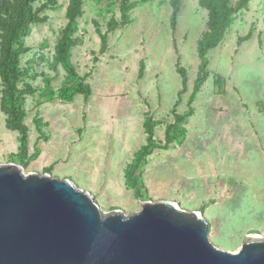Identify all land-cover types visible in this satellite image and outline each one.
Returning <instances> with one entry per match:
<instances>
[{"label": "rangeland", "instance_id": "rangeland-1", "mask_svg": "<svg viewBox=\"0 0 264 264\" xmlns=\"http://www.w3.org/2000/svg\"><path fill=\"white\" fill-rule=\"evenodd\" d=\"M68 1L58 0V8L46 10L49 19L34 25L26 38L30 51L22 66L29 65L31 75L39 74L25 79L39 89L27 96L25 104L30 154L45 142L34 123L37 112L43 119L65 120L68 130L60 129L62 134L54 136L73 148L71 155L87 167H75L70 179L90 191L104 211L137 212L145 200L175 202L201 212L210 223L212 243L234 253L250 232L264 235V0H251L248 10L236 15L223 42L209 52L211 73L193 104L186 140L172 147L175 150L157 149L149 157L142 170L146 185L142 199L127 187L125 168L146 141L145 112L162 122L156 137L165 138L166 124L173 121L170 110L182 87L178 58L189 73L178 111L188 110L200 62L198 40L207 29L208 11L199 0H183L173 31L170 0H146L134 9L130 25L110 33L109 49L102 54L95 21L106 31L112 16L120 18L119 4L107 11L109 1L85 0L78 32L83 42L71 53L80 75H89L92 95L38 105L43 75L53 79L56 89L67 76L56 55ZM141 60L146 65L143 78L138 76ZM1 90L0 85V163L7 164L14 162L19 142L18 132L6 126ZM43 130L50 135L48 126ZM23 172L44 174L45 169L37 157Z\"/></svg>", "mask_w": 264, "mask_h": 264}, {"label": "water", "instance_id": "water-1", "mask_svg": "<svg viewBox=\"0 0 264 264\" xmlns=\"http://www.w3.org/2000/svg\"><path fill=\"white\" fill-rule=\"evenodd\" d=\"M23 169L0 163V264H264L261 233L230 252L201 212L164 200L106 212L70 178Z\"/></svg>", "mask_w": 264, "mask_h": 264}, {"label": "trees", "instance_id": "trees-1", "mask_svg": "<svg viewBox=\"0 0 264 264\" xmlns=\"http://www.w3.org/2000/svg\"><path fill=\"white\" fill-rule=\"evenodd\" d=\"M40 0H0V85L2 86L1 110L6 115V126L8 129L18 132V152L13 154L14 162H19L27 168L30 162L40 154V148L29 152L30 128L26 124L27 110L25 108L27 96L35 95L37 89L32 83L27 82V77L36 79L39 74H30V67L22 66V58L30 48L26 44V38L30 35L34 25L46 22L49 17L44 14L48 9L59 7L58 0H41L38 7L35 3ZM102 2L103 0H97ZM109 11L117 2L119 4L120 18L112 16L107 21L106 31L98 21H95L96 32L101 39L100 52L103 54L109 49L110 33L130 25L134 19L132 13L135 8L142 5L146 0H107ZM251 0H199L202 8L208 11L207 29L198 40L197 53L199 66L195 79L193 91L188 97V110L184 113L178 112V106L183 94L188 90L189 73L184 67L180 58L177 62V71L181 75L182 87L178 91V98L175 101L170 113L173 121L166 124L165 138L160 141L156 137V127L162 122L154 117L151 111L144 114V132L146 134L145 143L134 152L132 160L125 168V180L128 188L132 189L136 198H144L146 185L143 179L142 170L149 157L156 149H169L175 145H181L187 137L188 128L186 124L195 113L193 103L201 92L204 83L210 76L209 52L217 48L225 39V36L233 25L236 15L243 9L248 10ZM85 0H69L66 9L67 23L61 30V37L58 42L59 51L56 61L65 69L67 76L63 85L56 89L52 85V78L44 76L45 86L40 91L41 99L38 105L45 100L51 101L58 98L65 102H73L77 95H83L88 99L93 92L92 85L87 82L89 75L82 76L77 70L72 60V50L83 42V38L78 34L79 19L85 14ZM172 13L170 16L171 28L176 31L179 23V14L182 10L183 0H170ZM250 34L240 39L247 40ZM145 61L141 60L138 76L145 75ZM40 139L48 140V136L43 130L48 123L44 121L39 112L34 118ZM52 166L45 169L44 173H51ZM257 233V232H250Z\"/></svg>", "mask_w": 264, "mask_h": 264}, {"label": "crops", "instance_id": "crops-1", "mask_svg": "<svg viewBox=\"0 0 264 264\" xmlns=\"http://www.w3.org/2000/svg\"><path fill=\"white\" fill-rule=\"evenodd\" d=\"M44 121L48 123V128L51 130L50 135H48V140H45V142L40 147L41 151H40V154L38 156V159L42 163L44 169H46L49 166H52V171L54 172L55 175L61 176L63 178H65V177L70 178V176L72 177V175H70L72 173L71 171H73L75 169V167L83 166V168H87L85 161L77 160V158L75 156L71 155V150H73V148L68 147V145H66V143L64 141H62V139H59L57 137L55 138V136H54L56 134H60V135L62 134L59 131L60 129H62V132H63V130L65 131V129L68 130L67 126L69 124L65 120L55 122V121H52V120L46 118V119H44ZM170 148H172V147H170ZM165 150H167V149H165ZM172 150H175V149L172 148ZM180 151H182V150H180ZM180 151H178V152H180ZM180 153H178V154L176 153V155L180 156ZM173 155H175V154H173ZM183 157H185V155H183ZM60 158H63V159H62V161H59V162H62L59 165L57 163H58V160H60ZM63 161H65V162H63ZM183 161L186 162L185 159ZM89 170L91 172H93L90 168H89Z\"/></svg>", "mask_w": 264, "mask_h": 264}]
</instances>
